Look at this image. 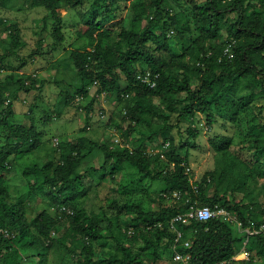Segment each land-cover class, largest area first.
<instances>
[{
  "label": "trees",
  "instance_id": "1",
  "mask_svg": "<svg viewBox=\"0 0 264 264\" xmlns=\"http://www.w3.org/2000/svg\"><path fill=\"white\" fill-rule=\"evenodd\" d=\"M85 1L25 0L31 8L43 7L49 12L45 19L50 18L54 27L51 33L54 43L49 53L59 50L66 41L65 22L59 10L80 7ZM131 1L125 7L129 10L125 17L124 9L119 12L115 7L116 0L94 1L103 10L102 16L94 15L81 36L83 43L71 46L76 92L61 93L59 105H76L78 97L90 99L91 88L97 86V96L87 106V126L97 98L106 95L124 102L123 113L130 121L128 133H138V126L151 123L147 117L166 123L171 115L178 114L179 124L193 122L188 128L190 136L181 144L166 139L164 144L157 145L158 153H151L147 143L157 144L166 132L172 131L171 126L155 128L149 134L142 132L134 147L126 144L112 148L98 141L89 145L83 137L77 141L59 140L57 162L35 163L24 170V176L35 177L30 192L42 189L50 198L47 203L58 209L55 214L45 207L32 217L30 204L11 196L3 171L13 169L10 161L13 155L21 157L43 144L34 122L25 125L14 121V101L19 92L41 93L44 81L39 83L36 74L24 79L7 74L0 81V226L9 229L15 237L0 238V264H51L49 255L56 246L66 250L65 258L77 264H157L165 258L175 259L174 246L178 252L191 255V264H264V236H249L244 232L252 223L264 225V199L249 193L238 199L249 182L260 176L249 164L256 165L260 171L264 168V124L252 125L247 139L242 140V149L252 154L249 162L239 154L235 160L231 151L233 137L221 144L213 142L218 156L225 160L234 158L227 166L230 178L227 179V171L219 173L216 169L194 181L189 166L190 149L198 145L203 119L206 127L212 129L227 109L231 111L227 116L229 121L240 124L237 117L240 110L264 99V0ZM8 2L0 0V8L7 7ZM7 22L0 20L11 36L10 47L0 55V71L12 56L21 62L19 69L26 65L17 52L22 43L21 28L16 22ZM224 33L226 38L221 41ZM230 44L232 58L225 55ZM41 50L32 52L28 59L34 60ZM148 71L159 75L156 87L144 85L138 79L139 74ZM155 98L160 99L162 107L155 103ZM52 116L48 115L46 120L51 121ZM114 125L122 128L115 121ZM167 143L169 146H165ZM96 149L103 154L99 168L87 161ZM181 149H185L184 155ZM163 158L168 161L167 167L157 171ZM85 162L88 165L83 168ZM125 163L136 167L146 179L162 181L166 186L162 201L171 200V203L161 205L159 210L133 206L137 214L125 226L121 218H117L115 225L111 218L73 206L75 190L82 188L92 171H105V176L109 173L114 178ZM237 167L239 170L233 171ZM215 184L217 189L212 194ZM175 193L182 194L181 200L174 199ZM193 205L225 208L242 223L243 229L236 231L238 225L234 221L220 217L206 222L176 223L174 227L173 219L187 213ZM63 207L72 209L74 214L64 212ZM115 227L123 236L122 241L116 238L120 254L97 258L93 246L109 234L114 238ZM173 227L183 233L179 243ZM69 238L71 241L67 242ZM186 242H191V246L186 247ZM140 243L136 253L134 250ZM244 248L250 259L234 260Z\"/></svg>",
  "mask_w": 264,
  "mask_h": 264
},
{
  "label": "rangeland",
  "instance_id": "2",
  "mask_svg": "<svg viewBox=\"0 0 264 264\" xmlns=\"http://www.w3.org/2000/svg\"><path fill=\"white\" fill-rule=\"evenodd\" d=\"M95 0H86L84 4L77 8L64 7L59 10L65 22V43L59 50L49 53L53 47L54 39L51 35L53 31V21L48 18L45 19L49 12L43 8H31L25 0H9L8 6L0 8V20H7V23H17L22 32L21 47L17 49L19 59H25L26 65L19 69L21 62L16 56L9 57L3 64L0 72V81L8 74H14L19 79H23L36 74L38 81H44V88L42 92L31 91L29 93L19 92L18 98L14 101L15 119L17 123L31 125L35 123L38 131L42 135L43 144L40 149L30 151L21 157L10 159L13 163L11 171H3L6 175V182L11 193V196L16 200H23L30 204L33 209L32 217L41 212L45 207L49 208L52 213L58 211L56 205L51 206L50 198L42 193V189L30 192V185L35 183V177L24 176V170L32 164L40 163L43 165L49 160L57 162L60 159L59 146L56 145V139L77 141L80 137L85 138L86 143L90 145L91 141H98L100 144H108L112 148L123 147L126 144H131L134 147V141L139 139L141 133H151L155 128L171 126L172 131L166 132L157 144L147 143L148 150H159L157 145H162L166 139H174L177 144L187 141L190 136L188 128L193 123L187 121L178 123V114L171 115V119L166 123L156 118L147 117L151 123L138 126V133H128V126L130 121L124 116V102L116 100L106 95L97 98L94 104L93 113H91L92 120L87 126V106L91 102L94 95L97 96V86L91 88L90 99H76V105L61 106L59 100L61 93L68 91L71 95L74 94V86L77 84V76L73 67L71 55V46L83 43V36L86 33L87 22L92 20L94 15L97 18L102 16L103 10L95 6ZM115 6L122 15H129V10L125 9L129 0H116ZM140 2L141 0H132ZM131 1V2H132ZM151 0H149L150 2ZM187 8V6H185ZM190 9L189 7L187 8ZM187 20L184 17V22ZM46 28V30H43ZM174 36V33H171ZM226 38V34L222 36L221 41ZM117 39V38H115ZM41 43V46H39ZM11 45V36L8 30L0 25V55L7 52ZM42 49L34 60H29V55ZM48 52V53H47ZM158 56V55H157ZM13 84V83H12ZM10 83V85L12 86ZM160 107H162L160 99H154ZM33 109L32 114H30ZM165 109V108H163ZM231 111L227 109L221 113L218 118V123L210 127H206L204 119L201 123V136L197 140V146L190 149V171L192 172V180L200 181L203 176L210 172L219 170V173L227 171V179L230 178L231 171L227 167L234 158H227L225 160L221 155L218 156L213 147V142L216 141L221 144L226 141V138L233 137L234 145L231 151L234 152L235 160L239 154L240 158L249 162L252 154L247 150H243L242 140L247 139V134L250 132L252 125L264 124V99L256 100L249 108H243L238 114V123L229 121L228 115ZM53 114V119L47 121L48 115ZM60 114L59 117H56ZM125 117V118H124ZM122 125V128L114 125ZM86 129V131H84ZM216 139V140H215ZM181 153L185 154V149H181ZM103 154L100 149H96L94 153L87 159L91 166L99 168L101 166ZM85 162L83 168L87 167ZM167 159L163 158L157 166V171H162L167 167ZM252 169L260 174L258 180L250 181L246 189L240 194L239 200L243 199L245 193L256 195L260 199H264V168L260 171L256 165L249 164ZM121 171L114 177L105 171H92L89 178L84 180V185L79 190H75L76 199L74 205L76 209L86 208L90 213L106 216L111 218L116 225L117 218H121V224L126 225L130 223L132 218L137 214L133 206H139L145 210H159L161 205L171 203L169 201H162V194L166 188L162 181H153L142 177L136 167L132 164L125 163ZM239 170L237 167L233 171ZM239 174V173H237ZM237 176H234L236 178ZM239 181L242 180L239 174ZM257 177V176H256ZM233 180V183L237 182ZM258 190H257V189ZM217 189V185H213L211 192ZM127 206V207H126ZM130 208V210H129ZM67 223H65V226ZM239 227H236L238 231ZM240 230V229H239ZM133 232V231H132ZM115 237L110 234L103 241L94 245V251L97 258H105L111 253H119L116 238L123 240L119 231L115 227ZM71 238L67 239L70 242ZM142 243L136 246L134 250L139 253ZM66 250L56 246L51 250L49 261L51 264H77L72 260L65 258ZM152 257L148 260L151 261ZM260 262V261H258ZM157 264H178L175 259L173 261L167 258L159 261Z\"/></svg>",
  "mask_w": 264,
  "mask_h": 264
},
{
  "label": "built area",
  "instance_id": "3",
  "mask_svg": "<svg viewBox=\"0 0 264 264\" xmlns=\"http://www.w3.org/2000/svg\"><path fill=\"white\" fill-rule=\"evenodd\" d=\"M225 55L229 56L230 58H232L234 56L231 44L225 49ZM158 77H159V75H157V74L153 75V73L150 71H148L146 73H141L138 75V79L140 80V82L142 84L147 85V86L152 87V88L156 87V85H157L156 79ZM55 142H56L55 144L58 145L59 139H56ZM165 146H169V144L167 143ZM152 152L158 153L159 150H152L151 153ZM181 198H182V194H180V193L174 194V199L176 201L181 200ZM62 210L64 212L70 214V215L74 214L72 209H68L66 207H63ZM219 217L225 221H234L238 225L240 230L243 229L241 222H239L225 208H222L219 206H216L215 208H213L210 206L193 205L187 213L178 215L176 218H174L172 221V225L175 227L176 223L182 222L184 224H187V223L191 222L192 220H198V221L206 222V221H209L211 219L219 218ZM174 227H173V229H174ZM175 229H174V231H175ZM244 232H246L249 236H254V235H263L264 236V225L257 226L255 223H252V226L245 228ZM129 233L132 234V230H130ZM176 233H177L176 243H179V241L182 240V238H183V233L181 231H178L177 229H176ZM2 236H4V238H11V237H15V234L12 233L9 229H3L0 226V238ZM185 246L190 247L191 242H186ZM174 250L176 253L175 254V261L180 262L182 264H191V262H190L191 261V255L190 254H182V253L178 252L176 249V246H174ZM242 255H243L242 257H240L241 256L240 254L235 256L234 260H236V261L249 260L251 257L250 253H248L245 248L243 249Z\"/></svg>",
  "mask_w": 264,
  "mask_h": 264
},
{
  "label": "crops",
  "instance_id": "4",
  "mask_svg": "<svg viewBox=\"0 0 264 264\" xmlns=\"http://www.w3.org/2000/svg\"><path fill=\"white\" fill-rule=\"evenodd\" d=\"M242 254H243V251H242V253L240 254V255H241L240 257H242V256H243Z\"/></svg>",
  "mask_w": 264,
  "mask_h": 264
}]
</instances>
